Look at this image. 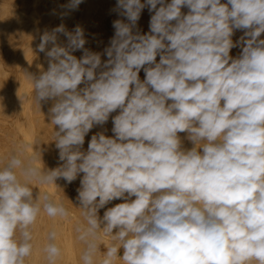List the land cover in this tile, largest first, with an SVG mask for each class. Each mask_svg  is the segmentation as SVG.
Listing matches in <instances>:
<instances>
[{
  "label": "clouds",
  "instance_id": "obj_1",
  "mask_svg": "<svg viewBox=\"0 0 264 264\" xmlns=\"http://www.w3.org/2000/svg\"><path fill=\"white\" fill-rule=\"evenodd\" d=\"M81 3L69 0L61 19ZM113 10L127 22L113 21L103 53L85 48L79 25L40 37L47 70L26 78L38 111L51 101L62 163L45 168L39 140L0 156V264H30L42 214L73 216L34 185L63 192L56 181L81 174L80 264H264V0H117ZM110 116L113 135L99 131L83 150ZM114 200L123 202L101 216ZM59 235L55 224L47 231L44 264H62Z\"/></svg>",
  "mask_w": 264,
  "mask_h": 264
},
{
  "label": "bare ground",
  "instance_id": "obj_2",
  "mask_svg": "<svg viewBox=\"0 0 264 264\" xmlns=\"http://www.w3.org/2000/svg\"><path fill=\"white\" fill-rule=\"evenodd\" d=\"M222 2H226V0H222ZM68 3L69 0H0V156L10 153L20 144L32 145L39 140L45 168L52 169L62 163L58 160L55 143L49 142L53 131V126L48 118L51 101L42 103L41 112L38 111L32 100V85L26 78L29 74L38 75L41 66L47 70L45 54L37 51L41 35L61 24H64L68 31H73L79 25L84 30L87 40L85 48L103 53L104 48L109 46V41L114 35L113 21L124 19L127 22L126 18L113 10L117 0H82L77 10L71 11L61 19L65 11L63 6ZM182 11L187 13L188 9L184 7ZM152 14L147 7L142 10L141 17L137 22V28L142 34L149 32ZM242 35L243 32L237 30L233 40H238ZM261 38H264V34ZM58 43L66 44L67 38L63 34H58ZM240 51V47H235L231 50L230 55L236 58ZM72 54L79 59L83 56V50H77ZM101 59L104 61L107 56L102 55ZM158 60L159 57H157ZM139 76L141 80L145 78L143 70ZM117 114L118 110L111 116ZM111 116L105 125L96 126L90 130L85 137L83 150H87L93 134L106 129V135H113ZM54 130L58 129L54 126ZM180 136L185 148L193 146L185 138V133H180ZM31 151L32 148L29 147L28 152ZM81 177L71 184L63 179L57 180L56 184L63 192L59 191L55 185H34L39 188H34V192L49 191L58 200L63 198L73 216L71 219L61 221L59 218L54 220L42 214L35 229L36 248L30 264H44L41 247L46 243L47 231L54 224L60 232L58 243L64 250L62 264H80L79 253L82 246L75 240L74 226L77 219L80 218L79 210L76 208L78 206L76 189L79 187ZM121 202L123 200L110 202L105 209L100 210V215H103V211L107 207L115 206ZM103 242L106 244L107 240L105 239ZM118 255H123V249L119 251Z\"/></svg>",
  "mask_w": 264,
  "mask_h": 264
}]
</instances>
